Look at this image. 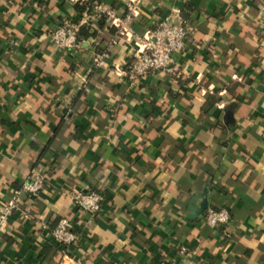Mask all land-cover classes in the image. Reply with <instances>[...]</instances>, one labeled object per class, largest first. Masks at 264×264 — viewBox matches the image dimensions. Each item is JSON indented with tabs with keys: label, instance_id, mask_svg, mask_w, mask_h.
<instances>
[{
	"label": "crops",
	"instance_id": "obj_1",
	"mask_svg": "<svg viewBox=\"0 0 264 264\" xmlns=\"http://www.w3.org/2000/svg\"><path fill=\"white\" fill-rule=\"evenodd\" d=\"M77 2L0 0V206L48 171L0 232V264H264V0H143L128 34ZM177 12L194 28L181 74L132 84L138 36ZM66 17L94 33L75 50L49 37ZM77 190L104 193L96 217ZM210 206L231 225L206 226ZM62 217L81 231L66 251Z\"/></svg>",
	"mask_w": 264,
	"mask_h": 264
},
{
	"label": "built area",
	"instance_id": "obj_2",
	"mask_svg": "<svg viewBox=\"0 0 264 264\" xmlns=\"http://www.w3.org/2000/svg\"><path fill=\"white\" fill-rule=\"evenodd\" d=\"M71 1L77 2L78 0ZM142 1L127 0L124 15H118L113 10H105L97 1L94 2V6L100 15L106 14L107 19L117 27L120 34H128L133 32L130 23L140 12ZM89 15L86 16L89 17ZM85 23H88L87 19L76 22L69 17L63 18L59 25L48 31L50 40L60 50L78 49L83 42L79 38V32ZM193 30L194 28L177 12L161 19L145 35L138 36L140 43L134 51L126 71L128 80L135 84L150 74L180 75L175 55L185 52L187 40ZM47 172L45 167L34 169L30 178L21 183L18 188H14L10 197L1 204L0 232L8 227L14 213L22 210L25 199H32L44 190ZM72 198L74 206L87 213L91 218L100 213L105 200L104 193L98 190H77L73 192ZM22 215L28 218L30 213L24 210ZM204 223L210 228H227L232 223L231 213L227 208L210 206L205 210ZM42 228L49 227L44 223ZM50 234L63 247L64 251L81 238V231L77 229L75 221L67 217H62L56 226L51 228ZM179 251L183 254L186 252V248L181 246Z\"/></svg>",
	"mask_w": 264,
	"mask_h": 264
},
{
	"label": "trees",
	"instance_id": "obj_3",
	"mask_svg": "<svg viewBox=\"0 0 264 264\" xmlns=\"http://www.w3.org/2000/svg\"><path fill=\"white\" fill-rule=\"evenodd\" d=\"M94 2L95 0L78 1L75 6L79 12L83 13L84 11H91L94 8ZM100 24H102V21ZM93 34L94 33H90L85 27L82 26L79 32V38L83 40V36L85 37Z\"/></svg>",
	"mask_w": 264,
	"mask_h": 264
},
{
	"label": "water",
	"instance_id": "obj_4",
	"mask_svg": "<svg viewBox=\"0 0 264 264\" xmlns=\"http://www.w3.org/2000/svg\"><path fill=\"white\" fill-rule=\"evenodd\" d=\"M207 205H208V200L206 199L205 202H204V204H203V208H206Z\"/></svg>",
	"mask_w": 264,
	"mask_h": 264
}]
</instances>
